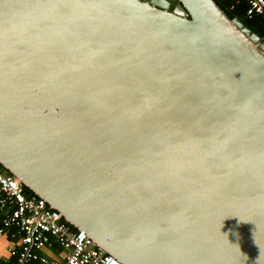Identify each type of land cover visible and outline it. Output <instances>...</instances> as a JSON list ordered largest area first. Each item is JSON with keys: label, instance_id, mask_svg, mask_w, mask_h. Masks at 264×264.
Masks as SVG:
<instances>
[{"label": "water", "instance_id": "water-1", "mask_svg": "<svg viewBox=\"0 0 264 264\" xmlns=\"http://www.w3.org/2000/svg\"><path fill=\"white\" fill-rule=\"evenodd\" d=\"M0 164L122 264H264V39L216 0H0Z\"/></svg>", "mask_w": 264, "mask_h": 264}, {"label": "built area", "instance_id": "built-area-1", "mask_svg": "<svg viewBox=\"0 0 264 264\" xmlns=\"http://www.w3.org/2000/svg\"><path fill=\"white\" fill-rule=\"evenodd\" d=\"M245 1L248 17L264 18V0ZM0 207L10 210L2 221L0 234L14 228L19 238V246L11 252L15 259L11 264H50L42 251L51 247H57L61 255V261L51 264H122L102 252L85 231L73 229L45 200L26 196L21 182L8 174L1 164Z\"/></svg>", "mask_w": 264, "mask_h": 264}, {"label": "crops", "instance_id": "crops-1", "mask_svg": "<svg viewBox=\"0 0 264 264\" xmlns=\"http://www.w3.org/2000/svg\"><path fill=\"white\" fill-rule=\"evenodd\" d=\"M10 214V210L0 207V228L2 221ZM19 246V238L14 228H8L3 234H0V264H11L15 261L11 252L14 247ZM42 255L48 258L50 264L52 261H61L60 251L57 247L46 248Z\"/></svg>", "mask_w": 264, "mask_h": 264}, {"label": "trees", "instance_id": "trees-1", "mask_svg": "<svg viewBox=\"0 0 264 264\" xmlns=\"http://www.w3.org/2000/svg\"><path fill=\"white\" fill-rule=\"evenodd\" d=\"M220 7L229 15L230 18L240 17L246 24L264 39V18L259 15L247 16L248 4L245 0H216ZM25 195L28 197L36 196L31 190L24 186ZM75 229L74 227H72ZM76 230V229H75ZM36 264V263H35Z\"/></svg>", "mask_w": 264, "mask_h": 264}]
</instances>
